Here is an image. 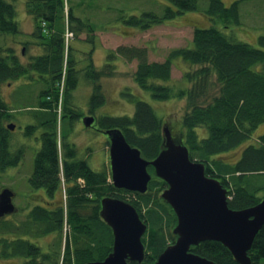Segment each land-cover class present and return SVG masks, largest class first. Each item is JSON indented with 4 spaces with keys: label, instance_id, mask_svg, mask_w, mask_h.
Returning <instances> with one entry per match:
<instances>
[{
    "label": "trees",
    "instance_id": "obj_1",
    "mask_svg": "<svg viewBox=\"0 0 264 264\" xmlns=\"http://www.w3.org/2000/svg\"><path fill=\"white\" fill-rule=\"evenodd\" d=\"M14 1L0 0V38L22 33ZM164 1L161 14L140 9L130 15L123 10L121 20L132 29L145 31L185 11H199L210 24L193 26L191 45L170 48L163 61L149 59L146 45H119L105 49V63L96 66L94 48L81 51L68 44L81 33L93 43L95 28L87 19L75 17L72 7L65 12L64 0H26L34 20L31 35L38 39L42 51L23 63L13 48L0 43V84L28 79L29 83L22 82L16 90L18 100L14 106L24 108L33 119L25 124L24 136L40 131V147L34 155L29 183L34 189H43L48 202L54 194L60 193V198L34 205L20 222L0 217V257H20L22 264L103 260L113 244L112 230L100 216V200L105 196L129 201L147 225L142 236L145 262L154 264L159 254L174 243L176 215L161 198L167 184L154 175L152 166L148 167L152 177L145 193L119 189L112 184L110 173L95 171L85 158L78 157V149L68 138L74 121L82 115L73 105V91L84 81L89 89L88 113L94 117L90 126L94 124L102 132L120 130L148 160L163 148L164 119L136 94L128 90L121 93L133 104L131 115L97 112L106 102L101 79L114 75L117 59L127 64L135 62V84L152 100H185L181 118L166 126L173 139L187 147L192 160L205 164V174L227 189L229 208L243 209L264 198V132L256 142L245 145L264 122V34L257 36V45L233 36V27L243 28L239 3L244 0H234L228 6L223 0H206L204 6L200 0ZM175 59H182L188 67L181 78L185 85L171 78ZM32 88H37L36 97L31 94ZM11 110L0 95V172L18 165L25 153L23 145L14 147L12 131L5 124L13 117ZM66 121L69 129L65 128L64 133L60 125ZM199 129H205V136L200 137ZM242 145L237 160H225L224 153ZM47 235L56 238V248L51 252L35 240ZM190 250L215 264H239L219 241L205 240ZM247 254L253 264H264V224Z\"/></svg>",
    "mask_w": 264,
    "mask_h": 264
},
{
    "label": "rangeland",
    "instance_id": "obj_2",
    "mask_svg": "<svg viewBox=\"0 0 264 264\" xmlns=\"http://www.w3.org/2000/svg\"><path fill=\"white\" fill-rule=\"evenodd\" d=\"M12 1L13 0H9ZM234 0H223L226 6L230 5ZM17 10V21L21 27L22 33L15 35H6L0 38L3 47H11L17 54L19 59L25 63L29 61L33 55L42 51L38 39L31 35L34 29V20L27 7L26 0L14 1ZM199 4L204 6L206 0H200ZM166 6L164 0H64L65 12L72 7L75 17L88 20L95 28V39L97 41L89 42L85 40L87 35L81 33L78 38L69 39V46L81 51H88L94 48V64L102 66L105 62V49H114L119 45H139L147 46L148 58L156 61H163L168 50L173 47L187 46L192 39L193 26H207L210 21L199 11H185L183 14L176 16L174 19L168 20L164 24L156 25L145 31H138L135 28L127 26L122 20L123 10L127 14H137L140 9L153 10L157 14H161ZM123 8V9H122ZM134 11L136 13H134ZM239 13L242 20L241 29H236L233 36L238 40H243L252 45H257V36L264 34V0H244L239 3ZM129 16V15H126ZM74 28H77L74 24ZM69 28V24H68ZM67 28V29H68ZM70 31V28H69ZM70 37V33L67 32ZM74 36V35H73ZM255 38V39H254ZM191 45V44H190ZM189 45V46H190ZM80 56V53L76 55ZM182 59L172 61L171 78L181 82L183 71L187 70V65ZM81 62L79 66L82 67ZM135 62L125 63L116 60L115 73L113 76L101 79L103 92L106 97L105 104L100 107L97 112L111 115L132 114L133 104L121 95L122 91L128 90L137 96L148 101L156 110V113L164 119L166 125L173 124L181 118L185 110V100L171 99L166 101H154L147 92L140 91L133 79V68ZM22 82L29 83L27 78H21L10 83L3 82L0 84V95L12 109L13 117L5 121L14 123L15 129L12 131V143L14 147L23 145L25 149L24 158L14 166L0 172L1 186L10 187L14 191L13 202L16 211L5 215L3 219L20 222L24 219L25 214L34 205H45V201L49 198L45 195L43 189H34L30 186L29 177L33 170L34 155L40 147L39 132L30 136H24V126L27 122H33V119L23 110L15 105L16 90ZM23 84V85H24ZM88 87L84 81L73 91V105L82 115L88 113L87 94ZM32 96L36 97L37 88L31 90ZM81 115V116H82ZM80 116L74 121L73 128L69 132L68 138L78 149L79 157H86L89 165L95 171L106 170L110 173L109 168V151L108 137L102 131L83 127ZM60 125V122H59ZM67 126V127H66ZM63 128V129H62ZM69 129L68 122L60 125L62 132ZM264 132V122L253 131L252 137L245 145L256 142V138ZM205 129H199L200 137L205 136ZM244 145L234 150L224 153L226 161L237 160L240 156ZM84 150L82 151V148ZM88 152V155L84 153ZM0 186V187H1ZM65 195H63V198ZM56 198H60V193L56 194ZM92 204H89L88 208ZM63 228V233L67 230ZM65 234V233H64ZM10 236V235H9ZM54 235H47L35 239L42 249L49 252L55 249ZM1 252V247H0ZM0 264H22L20 257H0Z\"/></svg>",
    "mask_w": 264,
    "mask_h": 264
},
{
    "label": "water",
    "instance_id": "obj_3",
    "mask_svg": "<svg viewBox=\"0 0 264 264\" xmlns=\"http://www.w3.org/2000/svg\"><path fill=\"white\" fill-rule=\"evenodd\" d=\"M85 126L94 121L91 115L83 119ZM10 130L14 123H7ZM109 140L110 177L119 189L145 193L154 175L167 187L161 192L176 215L172 232L176 240L167 246L154 264H215L190 250L205 240L221 242L239 264H253L247 254L256 233L264 224V198L243 209H231L227 204V189L215 178L205 174V164L192 160L187 147L173 139L166 125L163 127L164 146L152 160L131 146L118 129L103 131ZM14 191L0 189V217L16 211ZM100 216L111 228L112 251L101 261L85 264H149L144 261L142 236L147 225L136 208L127 200L105 196L100 200Z\"/></svg>",
    "mask_w": 264,
    "mask_h": 264
},
{
    "label": "flooded vegetation",
    "instance_id": "obj_4",
    "mask_svg": "<svg viewBox=\"0 0 264 264\" xmlns=\"http://www.w3.org/2000/svg\"><path fill=\"white\" fill-rule=\"evenodd\" d=\"M85 116H87V115L84 114V115H82L80 118L82 119V118H84ZM80 118H79V120H80ZM80 121H82V124H83V120H80ZM83 127H85L86 129H87V128H90V127L93 128V129H96L94 124H93L92 126H90V127L85 126V125L83 124ZM14 129H15V128H14ZM14 129H13V130H14ZM13 130H11V131H13ZM84 148H85V147L82 148V151L84 150ZM84 154H85V155H88V152H86V153H84ZM78 157H79V156H78ZM82 158H85V159H86V157H82ZM86 160H87V159H86ZM87 162H88V160H87ZM79 182H82V179H79ZM53 198H54L53 200L56 201V199H57V198H56V194L53 195ZM48 200H49V199H48ZM48 200L45 201V203L49 204V203H52V201H53V200H52V201H49V202H48ZM57 205H58V203H57Z\"/></svg>",
    "mask_w": 264,
    "mask_h": 264
},
{
    "label": "built area",
    "instance_id": "obj_5",
    "mask_svg": "<svg viewBox=\"0 0 264 264\" xmlns=\"http://www.w3.org/2000/svg\"><path fill=\"white\" fill-rule=\"evenodd\" d=\"M68 36H69V34H68Z\"/></svg>",
    "mask_w": 264,
    "mask_h": 264
}]
</instances>
